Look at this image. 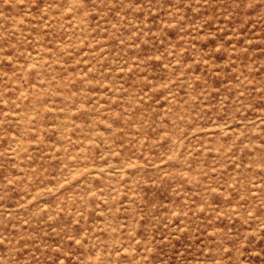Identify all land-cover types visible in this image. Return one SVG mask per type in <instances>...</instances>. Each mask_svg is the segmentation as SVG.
Instances as JSON below:
<instances>
[{
	"label": "rangeland",
	"instance_id": "374dc122",
	"mask_svg": "<svg viewBox=\"0 0 264 264\" xmlns=\"http://www.w3.org/2000/svg\"><path fill=\"white\" fill-rule=\"evenodd\" d=\"M0 264H264V0H0Z\"/></svg>",
	"mask_w": 264,
	"mask_h": 264
}]
</instances>
